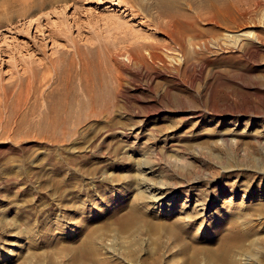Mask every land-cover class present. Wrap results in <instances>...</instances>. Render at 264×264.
Returning a JSON list of instances; mask_svg holds the SVG:
<instances>
[{"label": "rangeland", "instance_id": "rangeland-1", "mask_svg": "<svg viewBox=\"0 0 264 264\" xmlns=\"http://www.w3.org/2000/svg\"><path fill=\"white\" fill-rule=\"evenodd\" d=\"M9 1L33 8L0 18V264H264V50L225 36L264 48V0ZM164 30L201 71L150 59Z\"/></svg>", "mask_w": 264, "mask_h": 264}, {"label": "bare ground", "instance_id": "bare-ground-1", "mask_svg": "<svg viewBox=\"0 0 264 264\" xmlns=\"http://www.w3.org/2000/svg\"><path fill=\"white\" fill-rule=\"evenodd\" d=\"M11 1V2H10ZM9 2L11 3V4H19L20 5V3L22 2V0H10ZM21 1V2H20ZM55 1V0H54ZM60 1V0H59ZM161 1V0H160ZM163 1V0H162ZM29 2V1H28ZM33 2H34V0H33ZM38 2V1H37ZM36 2V0H35V2H34V5H35V3H37ZM40 2V1H39ZM51 2V1H50ZM164 2V1H163ZM162 2V3H163ZM167 2V1H166ZM174 2V1H173ZM8 3V2H7ZM31 3H32V1H31ZM52 4H54V3H52ZM160 4V3H159ZM28 5V4H27ZM29 5H30V3H29ZM32 5V4H31ZM33 5V6H34ZM36 5H38V4H36ZM41 5V4H40ZM43 5V4H42ZM41 5V6H42ZM166 5V4H165ZM10 8H11V6L12 5H8ZM15 6V5H14ZM14 6H13V8H14ZM21 6H23V5H21ZM24 6H26L25 4H24ZM39 6V5H38ZM32 7V6H31ZM30 6L29 7H25V8H23V7H21V8H19V9H12V10H10L9 8V11H7V13H5V14H3V17H0V18H3V19H5L7 22H13L12 20L13 19H15L14 18V16L15 17H19V18H21V19H26V18H29L30 16H31V14H30V11H31V9L33 8H31ZM35 7V6H34ZM15 8H17V7H15ZM40 8V7H39ZM32 13V12H31ZM226 16V15H225ZM224 17V16H223ZM233 20H234V18H233ZM15 21V20H14ZM12 24V23H11ZM8 25H10V24H8ZM11 26V25H10ZM160 30V29H159ZM245 30V29H244ZM162 32H164V34L166 33V35H168V37L170 38V40H171V43L169 42V43H165V41L164 42H159V43H155V44H149V46H147V45H145V46H147L146 48H145V46H144V48H145V50H148V52H149V55H150V59H152V61L153 62H155V63H163V62H165V60L166 59H172V60H174V61H181V62H184L185 63V66H184V68H186V69H200V71H201V69L203 68L201 65H197V64H190V63H193V62H190V59L192 58V57H194V56H196V54L198 53L197 52V50H195L194 48V44H193V42L192 41H190V40H188L187 41V36L186 35H181V34H178V35H174V34H172V33H169V32H165V30L164 31H162ZM233 32V31H232ZM232 32H228V33H225V36H226V38L227 39H230V40H235L236 42L238 41V43L241 45V47H242V50H243V52H244V54L245 55H247V57L249 58V59H253V58H256V56H258L259 55V53L262 51V50H264V48H263V45H262V43H263V41H262V43H261V37L258 35V36H255V37H251L250 36V34L249 33H247V32H240V33H237V34H232ZM235 33V32H234ZM254 34V33H253ZM252 35V34H251ZM255 35V34H254ZM252 38V39H251ZM162 38H160V40H161ZM159 40V41H160ZM263 40V39H262ZM225 41V40H224ZM232 41H230V42H232ZM35 42V41H34ZM168 42V41H167ZM229 42V43H230ZM224 43H226V42H224ZM237 43V44H238ZM36 44V43H35ZM134 44V43H133ZM233 44H235L234 42H233ZM14 45V44H13ZM24 46V45H23ZM26 46V45H25ZM141 46V45H140ZM219 46V45H218ZM236 46V45H235ZM0 47H2L1 45H0ZM9 47V46H8ZM7 47V49L6 48H0V53L1 54H3V51H5V53H6V50H8L9 48ZM11 47V46H10ZM15 47H16V49L17 50H20V48H22L21 47V43H15ZM33 47V46H32ZM143 47V46H142ZM229 48V47H228ZM24 50V49H23ZM171 50H173V51H171ZM138 51V50H137ZM18 52V51H17ZM163 52H165V54H166V56L164 55V53ZM15 53V52H14ZM22 54V53H21ZM145 55V54H144ZM141 57V56H140ZM235 59H236V56H234V55H232V56H230L229 57V67H231L232 69V71H234L235 69H234V66H233V63L235 62ZM21 61H23V60H21ZM55 61V60H54ZM253 61V60H252ZM16 63H17V61H16ZM19 63V62H18ZM21 63V62H20ZM23 64H24V62H23ZM140 66V65H139ZM139 72H140V74L142 75V76H144V77H146L147 76V72H146V70L143 68V66L141 65L140 66V68H139ZM149 79V82H151L152 81V78L150 77V78H148ZM34 84V83H33ZM149 84V83H148ZM29 85H30V83H29ZM261 87V86H260ZM31 88V87H30ZM31 90V89H30ZM29 92V91H28ZM33 92V91H32ZM28 94V93H27ZM31 94V93H30ZM30 96V95H29ZM25 98H26V96H25ZM24 98V99H25ZM29 99V98H28ZM24 103V102H23ZM29 102L27 101V104H28ZM24 104H26V103H24ZM26 106V105H25ZM25 108V107H24ZM26 109V108H25ZM152 171V170H151ZM145 173H143L142 172V174L143 175H145L146 176V174H148V173H150L149 172V170H148V172L145 170L144 171ZM144 180L145 181H147L148 180V178H146V177H144ZM140 181V180H139ZM145 185H147L148 186V189H150L152 192H153V190H160V194L159 195H155V202L158 204V206L159 207H161V208H165V207H167V206H170V204H169V199H170V195H169V190H168V187H167V185L166 184H164V182L161 180V181H159V182H153V183H148L147 182V184H145ZM246 197V196H245ZM210 207H207V208H204V207H201L199 210H202V211H204L202 214H205V212L209 209ZM212 216V215H211ZM210 216V217H211ZM210 219L211 218H208V221H210ZM212 220H214V219H212ZM208 221H207V223L206 224H208Z\"/></svg>", "mask_w": 264, "mask_h": 264}]
</instances>
